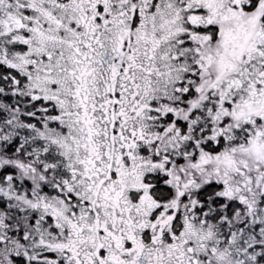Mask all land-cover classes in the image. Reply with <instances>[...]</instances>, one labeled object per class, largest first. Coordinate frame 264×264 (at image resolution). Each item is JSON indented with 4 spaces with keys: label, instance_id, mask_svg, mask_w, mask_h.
<instances>
[{
    "label": "snow or ice",
    "instance_id": "6c2138e0",
    "mask_svg": "<svg viewBox=\"0 0 264 264\" xmlns=\"http://www.w3.org/2000/svg\"><path fill=\"white\" fill-rule=\"evenodd\" d=\"M0 264H264V0H0Z\"/></svg>",
    "mask_w": 264,
    "mask_h": 264
}]
</instances>
